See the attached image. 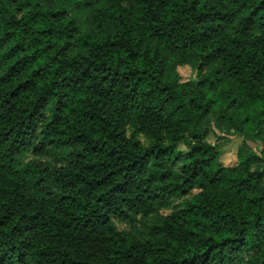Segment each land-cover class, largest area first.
Masks as SVG:
<instances>
[{"label":"trees","instance_id":"trees-1","mask_svg":"<svg viewBox=\"0 0 264 264\" xmlns=\"http://www.w3.org/2000/svg\"><path fill=\"white\" fill-rule=\"evenodd\" d=\"M0 264H264V0H0Z\"/></svg>","mask_w":264,"mask_h":264},{"label":"rangeland","instance_id":"rangeland-1","mask_svg":"<svg viewBox=\"0 0 264 264\" xmlns=\"http://www.w3.org/2000/svg\"><path fill=\"white\" fill-rule=\"evenodd\" d=\"M78 24L82 29L86 31L92 30V25L89 20L88 15L83 14L78 16ZM112 31H114V27H110ZM178 74L181 77V80L183 82H187L189 80H197L199 76L195 74L190 68H178L177 69ZM204 127H210L211 133L209 135L208 141L216 145L220 148L222 154L220 156V162L227 167H232L236 164L237 161V150L240 147L242 143V139L233 136L232 130L228 129L226 127L217 126L209 121H205ZM132 133V130H128V135ZM139 140L143 144H147V141L144 139V137L139 136ZM255 147V146H254ZM257 151H259V148H256ZM61 157V153L59 151L51 152L49 155L42 158L44 162L50 163L51 165H55L58 163V160ZM32 156H25L23 158V162L32 160ZM258 169V168H256ZM197 191L193 192V195L197 194ZM181 207L180 202H174L170 208L163 209L161 211L162 215H168L171 213L174 209H178ZM153 218L149 219H142L138 218L133 225L125 222H121L119 220H113V224L116 227V229L120 232H124L130 236H135L136 238L141 239L146 233L148 227L152 224Z\"/></svg>","mask_w":264,"mask_h":264},{"label":"crops","instance_id":"crops-1","mask_svg":"<svg viewBox=\"0 0 264 264\" xmlns=\"http://www.w3.org/2000/svg\"><path fill=\"white\" fill-rule=\"evenodd\" d=\"M237 162V161H236Z\"/></svg>","mask_w":264,"mask_h":264}]
</instances>
